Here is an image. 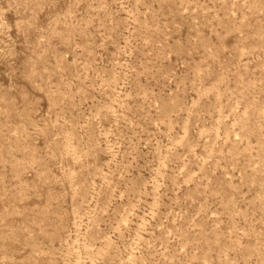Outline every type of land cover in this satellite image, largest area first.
I'll list each match as a JSON object with an SVG mask.
<instances>
[{
    "label": "rangeland",
    "instance_id": "obj_1",
    "mask_svg": "<svg viewBox=\"0 0 264 264\" xmlns=\"http://www.w3.org/2000/svg\"><path fill=\"white\" fill-rule=\"evenodd\" d=\"M0 264H264V0H0Z\"/></svg>",
    "mask_w": 264,
    "mask_h": 264
}]
</instances>
